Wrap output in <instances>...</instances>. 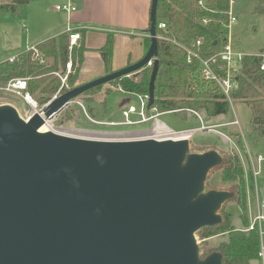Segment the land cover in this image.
<instances>
[{
	"label": "water",
	"instance_id": "95a60500",
	"mask_svg": "<svg viewBox=\"0 0 264 264\" xmlns=\"http://www.w3.org/2000/svg\"><path fill=\"white\" fill-rule=\"evenodd\" d=\"M157 3L151 46L135 62L70 89L28 120L0 105V264H222L199 258L195 233L221 221L230 192L195 199L219 163L213 151L191 154L188 138L105 140L40 132L85 91L153 64L155 101ZM151 63V64H150Z\"/></svg>",
	"mask_w": 264,
	"mask_h": 264
},
{
	"label": "trees",
	"instance_id": "16d2710c",
	"mask_svg": "<svg viewBox=\"0 0 264 264\" xmlns=\"http://www.w3.org/2000/svg\"><path fill=\"white\" fill-rule=\"evenodd\" d=\"M199 1L158 0L156 34L168 39H157L154 60L159 61V71L155 83V101L152 106H147V112L152 107L156 113L174 111L185 118L189 109L204 111L208 117L226 115L230 110V100L215 83L202 77L199 60L188 62L185 49L188 47L198 51V47H194L193 44L200 39L201 57L211 58L220 52L225 43L224 24L228 20L226 10L229 7V0H203V6L199 4ZM29 2L30 0H11L4 3L0 0V11L15 15ZM260 10L264 12V8ZM201 18H209V24L206 26L198 24ZM161 22H166L167 27L160 28ZM68 38L69 34H64L36 45L37 50L47 61L50 57L53 58L51 65L47 64L49 62L40 63L34 58L33 51L26 50L16 54L12 62L9 59L0 61V84L15 77H30L29 92L40 105L47 103L61 86V79L55 76L54 72L62 69L64 73L70 59ZM151 41L150 36L145 39L147 51ZM83 49L84 46L78 44L72 50L73 68L68 77L71 89L78 81ZM102 51L106 66L110 67L113 58L112 39H108ZM262 62L261 56L248 54L244 57L239 73L235 75L237 86L231 96L232 100L246 102L251 107L250 131L257 138L264 137V70L260 67ZM218 66H221V63L218 62L217 66H214L215 69H218ZM152 70L153 64L145 66L136 74L122 76L109 83L127 94L146 95ZM220 73L225 76V72ZM113 90H105L104 94H111ZM1 96H12L25 103L23 99L12 94L0 92ZM231 135L233 136L232 132ZM238 144H242L241 139ZM220 167L223 181L227 184L224 190L231 193V197L239 206L243 227L237 228L232 222V213L228 212L222 213L219 223L199 229L196 233L201 239L225 236L218 244L213 246L207 244V247L199 249V258L205 260L210 255L219 253L222 264H262V258L259 255L261 238L258 228L245 231V228L250 225V219L248 186L242 160L238 154L227 153ZM250 187L252 188V185Z\"/></svg>",
	"mask_w": 264,
	"mask_h": 264
},
{
	"label": "rangeland",
	"instance_id": "374dc122",
	"mask_svg": "<svg viewBox=\"0 0 264 264\" xmlns=\"http://www.w3.org/2000/svg\"><path fill=\"white\" fill-rule=\"evenodd\" d=\"M1 1L9 2L11 0ZM241 4L242 8L235 10L237 21L231 27L233 44L238 50L247 54L259 52L261 51V45H264V32L262 30L263 21L261 19L262 15L260 10L261 8H264V0H242ZM26 8V6L20 8L15 15L9 12L0 11V61L25 50L27 44H31L34 41L29 30L26 31L24 28V22H26L25 18L28 16ZM46 62H49L47 64L51 65L53 63V58L50 57L48 61L46 59ZM58 72L61 75L62 83V78L68 74L67 64L64 73H62V69ZM80 82L81 81L78 77V81L75 83L74 88L80 86ZM70 89L71 88H69L68 84L64 87L62 93L64 94ZM109 89L114 90L111 94H104L105 90ZM120 90V88H115L112 83H106L82 93L73 99L74 102L72 104L65 105L54 118L48 119V121H50L49 125H45L43 131H53L67 136L93 139H141L150 138L155 135H157V137L160 136V139H162L172 136L158 134V130L163 132L164 129H160L154 124L157 119L160 122L165 123L174 131L201 125L198 118L194 117L188 119V121L183 119L184 117H180L177 113L173 112L162 114L146 123H140L138 125L123 124L122 122L125 121L123 110L129 108L130 105L140 109V100L137 95H129ZM5 104L17 106L19 115L22 118L28 116V112H26L28 108L27 105L20 100L18 101L17 98L12 96H1L0 105ZM199 112L208 130L192 132L191 138L188 139V151L183 160V165L187 162L191 154H202L209 151H213L219 156V163L216 165L217 167L212 168L208 172L195 199L213 191H225L224 188L227 187V184L223 181L220 165L224 161L225 154H238L246 172L245 176L247 180L249 200L248 216L251 222L257 211V197H259L260 200H264V167L261 169L262 172L260 176L255 179L252 176L251 163V158H254L256 162L259 153L264 155V137L257 138V136H253L255 134L250 131V120L252 119L251 107L246 102L233 100L228 114L223 117V121H220L223 123L221 127H214L215 122L208 121L209 117L204 111ZM154 113H156V111L151 107L146 115L151 116ZM235 115L239 118V126L230 125L233 124L231 121L235 118ZM68 117H70V119H67ZM133 118H135V120L139 119L137 114H133ZM115 119L123 120L122 122H118L117 125H112L110 122ZM213 130H220L227 135L228 139H221V137ZM238 130L241 133H239ZM231 132L233 133V136H230ZM240 139L242 144H238ZM250 184L254 190L250 187ZM228 212L232 213V222L236 226L240 227L243 225L240 217V208L231 195H229L227 200L221 204L215 214L222 219V213ZM194 237L198 249L207 247V244L208 246L216 245L225 238V236H219L205 240L201 239L197 233H195Z\"/></svg>",
	"mask_w": 264,
	"mask_h": 264
},
{
	"label": "crops",
	"instance_id": "0c3cea01",
	"mask_svg": "<svg viewBox=\"0 0 264 264\" xmlns=\"http://www.w3.org/2000/svg\"><path fill=\"white\" fill-rule=\"evenodd\" d=\"M241 1L242 0H238L235 10L242 8ZM69 2L76 7L75 11L67 13L56 10V5ZM151 6L152 0H30L26 5V11H28L26 13H28V16L25 18L27 23L24 22V28L26 31L29 30L34 41L31 44H27L26 49L28 46L37 45L49 38H58L64 34H69L70 29L74 32H79L81 38L78 44L84 46L82 51V64L79 71V80L81 81V85L89 83L102 76L138 62L145 56L147 53L145 39L150 36L148 29L151 24ZM261 15L263 21L262 30L264 32V12H261ZM109 38L113 40V58L110 67H107L102 49L105 47ZM260 48L261 51L250 54L262 56L264 62V45L262 44ZM9 57L6 59H9ZM71 58L73 60L72 54ZM238 71L239 70L235 72L236 75L239 73ZM170 112L175 113L174 111L155 113L154 118ZM198 113L200 116L190 114L187 110L188 116L183 119L188 120L196 116L195 118H198L201 122L200 126H192L174 131L158 119L155 120L154 124L160 129L167 128L170 131L177 133L190 131L183 135H188V139H190L193 131L208 130L200 112ZM224 116L225 115L209 117L208 121L215 122L214 127H221L223 123L220 121ZM122 120L123 119H115L112 120V122L118 123L120 121L122 122ZM235 120L238 121V124L233 123ZM231 122L233 125H240L237 115H235V118ZM213 131H215L221 139H228L227 135L220 130ZM258 155L256 162L254 158H251L252 176L255 179L260 176L262 172L261 169L264 167V161L260 164L258 163ZM254 169L259 171L256 176L254 175ZM262 203H264V200H260L259 197H257L256 213L258 212V207ZM242 227V225L240 227L237 226V228Z\"/></svg>",
	"mask_w": 264,
	"mask_h": 264
},
{
	"label": "built area",
	"instance_id": "2783aa9c",
	"mask_svg": "<svg viewBox=\"0 0 264 264\" xmlns=\"http://www.w3.org/2000/svg\"><path fill=\"white\" fill-rule=\"evenodd\" d=\"M237 3H238V0H229V7L226 10L227 15H228V20L224 24L223 38H224L225 43L223 44L220 52L216 54V56L211 57V58L201 57V54H200L201 40L200 39L196 40L195 43L193 44L194 47H198V51L192 48L185 47L187 51L188 62L192 63L195 59L199 60L202 77L205 80L215 83L223 91V93L227 96L230 102H232L231 96L237 86V83L235 80V75H236L235 72L237 70H240L244 57L248 55L245 52H242L235 48L233 41H232V37H231V27L237 21V16L235 13V8H234ZM199 4L203 6V0H200ZM55 8L57 11H62V12H67V13H71L76 10V7L70 2L64 3V4H58L56 5ZM209 22H210L209 18H201L198 21V24L206 26L209 24ZM159 27L166 28L167 27L166 22L159 23ZM69 31L70 32H69L68 41H69L70 59L67 63L68 74L62 78V83H61L59 90L51 97V99L47 103L40 105L38 101L33 97V95L29 92L28 85H29L30 77H15V78L10 79L4 84H0V92L12 94L16 97L23 99V101L28 107L26 111L28 112V116L25 118L26 120H28L35 113H40V115L44 117L45 113L43 109L50 102H52L53 100L58 98L60 95H62L64 87L68 85L67 79L73 68L72 67L73 61L71 58L72 50L74 46L78 44L81 38V34L79 32H74L71 29ZM157 38L168 39L165 36H157ZM26 51H33L35 59L39 60L40 63H46L45 57L40 54V52L36 48V45L28 46ZM16 56L17 55L9 57V60L11 62L14 61ZM218 62L221 63V66H218V69H215L214 66H217ZM260 67L262 70H264V62H262ZM220 72H225V76H222ZM54 74L60 77L61 79V75L59 74V72H54ZM138 98L140 100V109H137L135 106L131 105L129 106V108L123 110V117L125 118V121L122 122L123 124L136 125L140 123H146L155 117V113L154 115H151V116L146 115L147 106L149 103L148 94L138 95ZM73 102L74 100H71L66 105H70ZM188 112L190 114H196L197 116H200L197 111L189 109ZM133 114H137L139 119L135 120V118H133ZM46 122H48V119H45V123ZM110 123L112 125L118 124L114 122H110ZM233 123L238 124V121L236 120ZM163 131H165V129ZM162 133L163 132H161L160 135ZM262 161H264V156L262 154H259L258 163L260 164ZM258 173L259 171L254 169V175L256 176L258 175ZM263 210H264V203H262L258 207V212L256 213L255 217L250 222V225L247 228H245V231L253 230L256 227L258 228L259 235L261 238V250H260L259 255L262 258V264H264V244H263L264 212Z\"/></svg>",
	"mask_w": 264,
	"mask_h": 264
},
{
	"label": "bare ground",
	"instance_id": "6f19581e",
	"mask_svg": "<svg viewBox=\"0 0 264 264\" xmlns=\"http://www.w3.org/2000/svg\"><path fill=\"white\" fill-rule=\"evenodd\" d=\"M45 125L47 126V125H49V121L48 122H46L45 123ZM44 125V126H45ZM43 126V127H44ZM41 128L40 129V132H44L43 131V129L45 128ZM166 128V127H165ZM162 131H160V130H158V134H160ZM190 131H188V132H179V133H177V132H173V131H170L169 129H165V131H163V133L161 134V135H164V136H172V137H168V138H162V139H172V140H174V139H182V138H188L189 136L188 135H186V136H183L184 134H186V133H189ZM76 135V134H75ZM79 136H84V135H79ZM174 136V137H173ZM180 136H183V137H180ZM73 137H75V136H73ZM82 138H86V137H82ZM153 138H155V139H160L161 137L159 136V137H157V135H155V136H153ZM90 139H93V138H90ZM96 139V138H95ZM105 140H126V139H105Z\"/></svg>",
	"mask_w": 264,
	"mask_h": 264
},
{
	"label": "flooded vegetation",
	"instance_id": "af4514ba",
	"mask_svg": "<svg viewBox=\"0 0 264 264\" xmlns=\"http://www.w3.org/2000/svg\"><path fill=\"white\" fill-rule=\"evenodd\" d=\"M107 122H109V121H107Z\"/></svg>",
	"mask_w": 264,
	"mask_h": 264
}]
</instances>
